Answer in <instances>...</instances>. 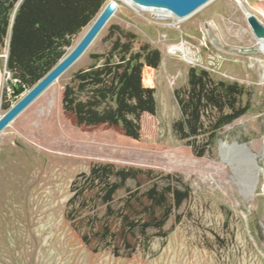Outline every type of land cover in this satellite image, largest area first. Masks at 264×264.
<instances>
[{"label": "rangeland", "instance_id": "1", "mask_svg": "<svg viewBox=\"0 0 264 264\" xmlns=\"http://www.w3.org/2000/svg\"><path fill=\"white\" fill-rule=\"evenodd\" d=\"M248 12L264 24V0H213L182 20L118 0L82 56L0 132V264H264V52L247 24ZM110 25L160 52L153 75L156 111L140 140L115 126H77L61 108L72 74L107 49ZM177 47L186 49L189 62L171 50ZM6 55L5 45L0 60ZM190 67L238 82L248 92L243 101L249 99L247 112L224 126L202 157L171 128L179 115L174 89L185 85ZM4 69L0 114L3 93L13 97ZM93 163L177 174L190 195L167 220L164 236L149 228L141 240L98 201L70 219L71 182ZM140 182L144 189L150 180ZM126 186L136 187L132 180ZM126 194L118 190L110 208H120ZM141 209L132 199L126 212ZM105 223L116 231L106 242L97 234Z\"/></svg>", "mask_w": 264, "mask_h": 264}, {"label": "trees", "instance_id": "2", "mask_svg": "<svg viewBox=\"0 0 264 264\" xmlns=\"http://www.w3.org/2000/svg\"><path fill=\"white\" fill-rule=\"evenodd\" d=\"M105 5V0H0V47H7L5 69L9 72L12 99L3 93L1 108L7 110L20 96L17 87L30 89L65 54L74 38L84 30ZM105 41L108 47L91 55V62L75 71L61 94V108L77 126L107 125L119 127L133 140L143 138L154 117V72L161 56L158 49L118 25H110ZM137 47L135 48V45ZM245 88L236 81L213 78L203 68L190 67L184 86L174 89L179 115L171 128L177 139L188 146L195 157L211 151L222 128L249 109ZM248 97V96H247ZM150 180L142 189L140 179ZM128 180L136 187L126 186ZM124 188L123 205L111 209L115 193ZM66 206L73 213L95 206L107 207V215H116L140 239L147 230L164 236L163 227L182 203L190 189L179 175L138 167H117L112 163H93L71 182ZM132 199L142 209L133 216L126 212ZM74 214V215H75ZM180 215L174 216V223ZM101 241H110L116 231L106 223L97 232ZM87 241L85 235L81 237ZM215 241L223 239L215 236Z\"/></svg>", "mask_w": 264, "mask_h": 264}, {"label": "water", "instance_id": "3", "mask_svg": "<svg viewBox=\"0 0 264 264\" xmlns=\"http://www.w3.org/2000/svg\"><path fill=\"white\" fill-rule=\"evenodd\" d=\"M144 8H157L168 11L178 18L189 15L210 0H129ZM118 0H110L92 22L87 26L81 36L72 44L62 58L30 89L25 90L17 87L14 93L20 97L2 114H0V132L7 127L28 105L41 95L51 84H53L63 73H65L86 51L93 40L97 37L110 17L114 14ZM247 24L257 38L264 37V24L254 15L248 12ZM7 56V55H6Z\"/></svg>", "mask_w": 264, "mask_h": 264}, {"label": "bare ground", "instance_id": "4", "mask_svg": "<svg viewBox=\"0 0 264 264\" xmlns=\"http://www.w3.org/2000/svg\"><path fill=\"white\" fill-rule=\"evenodd\" d=\"M123 2H125V3H128V4H132L134 7H136V8H139V9H142V10H151V11H161V10H159V9H157V8H144V7H141V6H139V5H136L135 3H132V2H130L129 0H122ZM211 1H213V0H210V1H208L207 3H205L204 5H202L201 7H199L198 9H196L195 11H193L192 13H190L189 15H187V16H184V17H182V18H178V17H176L175 15H173L172 13H170V12H168V11H164L165 12V14H166V17H168V16H173L174 18H176V19H180V20H182L183 18H186V17H188V16H190V15H192L193 13H195L196 11H198L199 9H201L202 7H204L206 4H208L209 2H211ZM245 8V7H244ZM87 28V27H86ZM86 28H85V30H86ZM84 30V31H85ZM83 31V32H84ZM82 32V33H83ZM81 33V34H82ZM81 36V35H80ZM79 38V37H78ZM255 40H256V44H257V47L259 48V50L260 51H262V52H264V37H262V38H255ZM76 42V41H75ZM74 42V43H75ZM73 43V44H74ZM173 52H180V53H182L183 54V57L185 58V60H187L188 62H189V60H190V58H188V56H186L187 55V52H186V49H184L183 47H177V48H174V49H171ZM259 51V52H260ZM189 52V51H188ZM190 53V52H189ZM181 54V55H182ZM82 56V55H81ZM80 56V57H81ZM190 56V55H189ZM263 64V63H262ZM261 65V64H260ZM259 65V66H260ZM263 66V65H262ZM261 70H263V76H264V69H261ZM262 173H263V175H264V169L262 170Z\"/></svg>", "mask_w": 264, "mask_h": 264}, {"label": "crops", "instance_id": "5", "mask_svg": "<svg viewBox=\"0 0 264 264\" xmlns=\"http://www.w3.org/2000/svg\"><path fill=\"white\" fill-rule=\"evenodd\" d=\"M5 61H6V56H5V60L3 61L0 60V83H1V68L5 65Z\"/></svg>", "mask_w": 264, "mask_h": 264}, {"label": "built area", "instance_id": "6", "mask_svg": "<svg viewBox=\"0 0 264 264\" xmlns=\"http://www.w3.org/2000/svg\"><path fill=\"white\" fill-rule=\"evenodd\" d=\"M4 73H7V75H9V72L6 69H4Z\"/></svg>", "mask_w": 264, "mask_h": 264}]
</instances>
